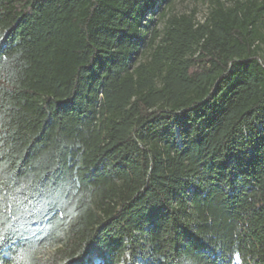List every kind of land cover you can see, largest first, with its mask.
<instances>
[{
  "label": "trees",
  "instance_id": "1",
  "mask_svg": "<svg viewBox=\"0 0 264 264\" xmlns=\"http://www.w3.org/2000/svg\"><path fill=\"white\" fill-rule=\"evenodd\" d=\"M175 2L0 0V264H264V0Z\"/></svg>",
  "mask_w": 264,
  "mask_h": 264
},
{
  "label": "rangeland",
  "instance_id": "2",
  "mask_svg": "<svg viewBox=\"0 0 264 264\" xmlns=\"http://www.w3.org/2000/svg\"><path fill=\"white\" fill-rule=\"evenodd\" d=\"M208 0H204L203 2L194 3L191 0H176L173 5L172 12L176 14L180 13H189L192 9H196V20L202 22L207 15L208 12ZM229 1V0H227ZM262 38L259 42V56L261 60L264 62V28L261 29Z\"/></svg>",
  "mask_w": 264,
  "mask_h": 264
},
{
  "label": "snow or ice",
  "instance_id": "3",
  "mask_svg": "<svg viewBox=\"0 0 264 264\" xmlns=\"http://www.w3.org/2000/svg\"><path fill=\"white\" fill-rule=\"evenodd\" d=\"M0 239H2V233H0Z\"/></svg>",
  "mask_w": 264,
  "mask_h": 264
}]
</instances>
